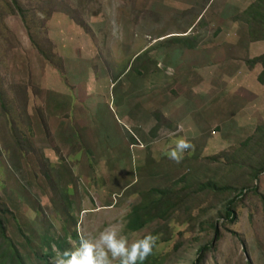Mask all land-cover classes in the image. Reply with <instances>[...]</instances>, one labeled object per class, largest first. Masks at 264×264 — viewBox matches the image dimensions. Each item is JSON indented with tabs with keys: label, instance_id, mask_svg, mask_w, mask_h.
Segmentation results:
<instances>
[{
	"label": "rangeland",
	"instance_id": "obj_1",
	"mask_svg": "<svg viewBox=\"0 0 264 264\" xmlns=\"http://www.w3.org/2000/svg\"><path fill=\"white\" fill-rule=\"evenodd\" d=\"M52 1L59 6L44 14L45 5L35 9L38 3L21 0L37 11L30 26L36 44L55 55L50 61L16 15L4 19L15 39L0 47L10 112L20 130L30 128L35 147L23 157L20 142L10 136L12 143L1 142L9 119L0 109V201L16 214L8 217V235L25 264H45L38 250L47 252L45 242L57 250L66 235L71 247L90 244L106 253L108 264H123L127 254L114 257L104 235L114 233L131 253L160 228L172 230L171 248L158 252L162 264H192L198 248L213 241L215 232H206L213 223L221 241L206 264H264V173L252 180L248 170L229 166L234 150L258 139L264 126L263 67L249 66L264 54V37L260 30L251 37L241 20L259 0ZM191 26L190 35L201 40L195 50L173 36ZM179 139L191 142L193 160L168 158ZM244 154L261 162L259 154ZM189 167L196 178L180 185ZM150 174L142 194H131L136 180ZM210 179L248 186L234 204V222L219 216L224 206L207 216V195L191 198V187ZM167 190L170 203L181 205L170 214L177 232L162 220L129 232L132 209L144 199L150 206L166 202ZM54 258L47 264H61Z\"/></svg>",
	"mask_w": 264,
	"mask_h": 264
},
{
	"label": "trees",
	"instance_id": "obj_2",
	"mask_svg": "<svg viewBox=\"0 0 264 264\" xmlns=\"http://www.w3.org/2000/svg\"><path fill=\"white\" fill-rule=\"evenodd\" d=\"M21 0H0V38L5 37L7 40L3 39L1 40L2 42L0 43V47L2 48L1 45H8L11 43L12 39H15L14 36H9V29L6 26L4 19L7 16H19L28 33L30 34V38L32 41L35 43L37 46L38 50L46 57L47 60L50 61L51 56H55L52 54L51 51H49V55H46L44 52V49L40 47L39 44H36L37 42L35 41V37L33 34V30L30 26V19H36L37 17V11L35 9H39L40 4L46 6V10H41L42 13L44 14H51L48 13L49 11L53 12V9L57 8L59 5L53 3L52 0H32V3H38L35 7L34 10L31 9H26L22 4ZM54 6V8H53ZM241 20L244 21L250 28V35L251 37H254L253 32H257L256 30H260L263 33L264 37V1L259 0L255 4H252L249 9H247L244 14L241 16ZM10 39V40H9ZM197 39V38H196ZM175 41L179 43H184L187 44V46L191 49L194 50L198 43H191V38L189 37H179V38H174ZM188 40V41H187ZM15 41V40H14ZM210 41V40H209ZM249 66L252 70L257 68L258 66L263 67V71L259 76V83L264 85V54L255 58L253 61L249 63ZM138 71V70H137ZM9 97L7 94V91L3 88V83L0 78V109L3 111L4 114V121L7 120L6 124H4L2 130H1V142L6 144L12 143L9 139H7V136H10L12 139L14 138L17 140V142H20L19 145H15L16 148L19 149V153L22 154L24 157L25 153L31 154L32 152H35V147L32 143V140L30 139V135L32 132L30 128L28 129V132H25L23 130H20L19 127L16 125L19 123L17 120H15V116L11 114L10 110L13 112V107L10 106L9 104ZM25 107V106H24ZM41 116L43 114L41 113ZM14 120H13V119ZM44 121H48L47 117H43ZM12 121V122H11ZM23 122V121H22ZM22 122L20 121V125H22ZM8 123V124H7ZM6 125H9L15 127L10 131L9 128H7ZM257 132L259 134L258 139L251 138L245 143L242 144V146L238 150H234V155L232 160L229 162V166L233 168H238V169H246L249 171V176L251 177L252 180L257 179L262 173H264V126H260L257 129ZM261 133H263L261 135ZM32 136V134H31ZM7 139V140H6ZM24 144H28V149L23 146ZM27 149V150H26ZM190 151V152H189ZM249 152L251 156L255 154L260 155V161L259 163H252L253 160L245 156L244 152ZM183 159L181 162H189L195 158V152L192 150H186L183 154ZM248 156V155H247ZM20 160V157L18 158ZM251 161V162H250ZM14 162V161H13ZM245 162H249V165H246ZM17 166V163H15ZM191 167L187 169V172L183 175V178L180 182L181 184H188L190 181H194V178L191 176ZM48 176V184L51 185L52 187L56 188L55 180L51 179V177L45 173ZM52 175V174H51ZM224 179H221L219 182L218 180L210 179L206 182L199 183L196 186H192L193 190V197L191 198H196L199 197L201 198L204 195H207L205 198H202L205 203H207V210L204 211L205 214L208 216L210 212H215L219 208L225 209L224 213H219V216H223L225 218L230 219V222L235 221V203L239 200L240 196H244L247 192L246 187L248 186H241L240 188L234 187L233 185H225ZM56 190H58L56 188ZM183 190V189H182ZM233 190V191H232ZM186 191V190H185ZM183 191V192H185ZM164 193H161L164 198L166 199V202H154L150 206V203L144 199L137 207H134L131 212V217H130V223L128 225V229L133 231V232H141L146 227L151 224L152 222L162 220L166 221L169 227L173 226V232H177L179 226H176L175 224L172 223V217L177 213V211L180 209L181 205L180 202H178L177 199V204L173 206V204L170 203V198H171V191L167 190L166 192L163 191ZM234 192V197H232V193ZM187 193V192H185ZM182 193V194H185ZM254 193H257V191H254ZM180 195V194H179ZM179 197V196H178ZM216 200V204H213V201ZM216 205V206H214ZM171 214V216H170ZM9 215H12L13 217L16 215L12 208H10L5 201H0V264H5L7 262H11L12 264H25L24 259L20 256L18 253L16 244L9 239V225L8 224V217ZM135 216V218H133ZM155 217V218H154ZM227 219V220H228ZM197 222L196 218H193L190 220V226L194 223ZM176 224H179L178 222ZM208 231L206 232H215V236L213 238V241L205 246H201L198 248V250L195 252L196 260L192 264H206L208 259L211 257V253L213 250L216 248V245L221 241V237L219 236V231L216 228V224H211L207 226ZM171 230V229H170ZM163 230L162 228L159 229L158 232L155 234L152 233V237L155 235L154 238V246H153V251L152 253L142 261L139 257L137 260L136 264H162L161 256L158 255L159 251H166L167 247H164V245L169 244L168 248H171V243L172 238H170L172 234V230L170 231ZM167 233V234H166ZM183 234V233H182ZM75 238V240H78V237L76 235L71 236ZM59 242L57 244L58 248L55 251H52L49 247L50 243L45 242L44 247L47 250L45 252L42 248L41 250H38L40 253L39 258L41 261L45 262V264L49 263L52 258L59 257L61 258V264H66L68 260H70L71 256L76 253V248L71 247L69 245V236L66 235L63 237H58ZM31 242L29 239H25V246L27 247V250H30L31 252H34V250L31 248L29 245ZM182 248V246H181ZM180 250V246L176 247V251L172 252V257L178 253ZM165 257L167 259L171 258V253H166ZM54 258V259H55ZM209 263V262H208Z\"/></svg>",
	"mask_w": 264,
	"mask_h": 264
},
{
	"label": "clouds",
	"instance_id": "obj_3",
	"mask_svg": "<svg viewBox=\"0 0 264 264\" xmlns=\"http://www.w3.org/2000/svg\"><path fill=\"white\" fill-rule=\"evenodd\" d=\"M176 145L177 147L175 149H171V151L168 152V158L176 163H180L183 159L184 152L191 149L193 145L190 141L185 139H179L176 142ZM129 232L133 231L130 230ZM74 235L77 236V234ZM103 239L107 243L108 249L114 257L121 254H127V259L123 262V264H129V261L135 260L136 258L139 259V257L142 261H144L152 253L154 246V238L149 235L145 240L135 245L131 253H127L123 242L115 239L114 233L104 235ZM74 247L76 248V253L71 256L70 260H68L66 264H108L106 253L103 251L96 253L93 245L82 244L81 246ZM137 260L134 264L137 263Z\"/></svg>",
	"mask_w": 264,
	"mask_h": 264
},
{
	"label": "crops",
	"instance_id": "obj_4",
	"mask_svg": "<svg viewBox=\"0 0 264 264\" xmlns=\"http://www.w3.org/2000/svg\"><path fill=\"white\" fill-rule=\"evenodd\" d=\"M190 29H192L193 30V26H191L190 28H187L186 30H184V31H181V32H177V33H179V34H176V35H173V36H179V37H190L191 38V43L192 44H194V43H198V41H201V40H199L198 39V37H197V35H190ZM175 34V33H174ZM180 34H182V35H180ZM197 38V39H196ZM188 41V40H187ZM186 42H184V43H181V44H184L185 46H186V48L187 49H190L188 46H187V44H185ZM211 43H209V45H210ZM197 48V47H196ZM195 48V49H196ZM194 49V50H195ZM140 170H142V167H138ZM151 177V174L150 175H148L146 178H145V180H141L140 181V183H138L137 185H136V182H137V180H136V182H135V184H133V185H135L133 188H131L130 189V192H131V194H133V193H138V194H142L141 192H139L138 190H140V187L141 186H146V184H147V182H148V179ZM120 179H118L117 180V182L119 181Z\"/></svg>",
	"mask_w": 264,
	"mask_h": 264
}]
</instances>
